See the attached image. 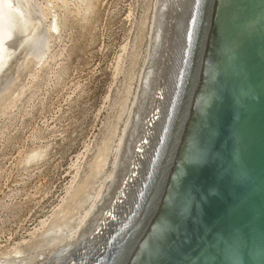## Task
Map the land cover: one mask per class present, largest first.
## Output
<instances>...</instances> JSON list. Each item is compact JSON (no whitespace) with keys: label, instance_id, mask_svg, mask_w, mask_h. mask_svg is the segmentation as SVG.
<instances>
[{"label":"water","instance_id":"95a60500","mask_svg":"<svg viewBox=\"0 0 264 264\" xmlns=\"http://www.w3.org/2000/svg\"><path fill=\"white\" fill-rule=\"evenodd\" d=\"M196 1L167 135L98 264H264V0Z\"/></svg>","mask_w":264,"mask_h":264},{"label":"bare ground","instance_id":"6f19581e","mask_svg":"<svg viewBox=\"0 0 264 264\" xmlns=\"http://www.w3.org/2000/svg\"><path fill=\"white\" fill-rule=\"evenodd\" d=\"M187 1L150 0L151 11L147 7L137 21L134 5H128L125 19L131 24L130 29L136 24L137 31L133 41L130 36L126 37L114 58L112 81L121 74H124V80L121 89L115 91V101L109 106L114 109V114L111 117L108 111L111 118H106V131L102 132L99 142L97 139L93 145V139L86 142L84 149L73 159L70 177L51 210L28 229L26 236L13 242L9 237L5 244H0V258H4L0 264H76V253L81 251L77 257L79 262H83L82 256L95 255L96 259L89 264H98L115 236L129 224L149 181L151 160L159 143L165 139L164 134L167 135L164 129L170 125L167 123L168 112L175 103L182 78L187 79L188 57L194 46L191 45V23L197 3L196 0L194 6L190 3V16H186ZM95 6L93 0H0V78L14 56L19 60L17 66L14 64L16 76L12 84L11 78V85L0 91V117L13 111L48 62L64 54L66 45L51 49L50 43L61 38L60 28L65 25L66 13L87 21ZM172 23L178 36L170 44L175 29ZM143 37H148L145 49L142 48ZM21 50L24 51L18 57ZM144 52L146 55L141 59ZM162 70H165V81L163 94H160ZM22 72H26L27 79L17 84ZM111 96L112 93H108L105 101L114 99L115 95ZM44 151L37 150L35 155ZM91 151V159L86 160ZM138 153L143 155L142 162L128 194L125 190L138 166ZM33 157L28 154L23 162L28 163ZM145 169L147 174H144Z\"/></svg>","mask_w":264,"mask_h":264},{"label":"rangeland","instance_id":"374dc122","mask_svg":"<svg viewBox=\"0 0 264 264\" xmlns=\"http://www.w3.org/2000/svg\"><path fill=\"white\" fill-rule=\"evenodd\" d=\"M93 2L96 6L87 21L66 13L67 20L60 28L61 38L50 43L51 49L66 45L64 54L53 62L49 60L51 62L43 67L40 77L25 92L13 111L0 117V244H5L9 237L13 242L26 236L28 229L33 228L42 215L51 210L70 177L71 162L84 149L86 142L93 139V145L100 141L102 132L107 128H104L106 118L114 114V109L109 106L115 101L116 92L121 89V81L124 80V74H121L117 81H112L114 58L126 37L130 36L129 39L133 41L137 31L136 24L130 29L131 24L125 19L126 11L130 4L134 5L137 21L147 7L151 11L150 0ZM172 27L175 28L173 23ZM176 32L175 28L170 44L176 41ZM148 37L141 39L145 40L142 41L144 49ZM167 50H170L169 47ZM55 62L59 64L55 65ZM18 63L19 60L15 58L7 75L1 77L3 80L0 78V91L12 84ZM22 73L17 84L27 79L26 72ZM162 76L164 80L161 81L160 94H163L165 70H162ZM108 93H112L111 98L115 97L106 102ZM145 141H149L148 137ZM43 149L45 151L41 155H35V151ZM89 153L86 160L93 155L92 151ZM28 154L35 157L24 163L23 159ZM142 156L138 153V166L128 183V190H125L127 192L132 190L131 183L137 176Z\"/></svg>","mask_w":264,"mask_h":264}]
</instances>
